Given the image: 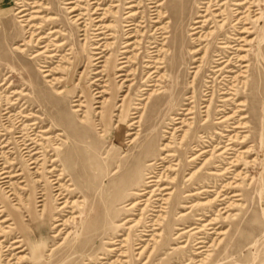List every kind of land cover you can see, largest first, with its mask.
<instances>
[{"label": "rangeland", "instance_id": "1", "mask_svg": "<svg viewBox=\"0 0 264 264\" xmlns=\"http://www.w3.org/2000/svg\"><path fill=\"white\" fill-rule=\"evenodd\" d=\"M66 1L0 0V173L4 166L11 172L9 176L21 173L6 178L5 184L0 174V243L8 246L14 239L21 240L19 245L25 249L19 253L25 256L22 264H120L117 259H122V264H264V5L260 19L257 22L250 19L245 25L251 27L250 33L243 34L251 40L247 43L250 52L243 53L250 54L249 62L254 69L251 88L246 90L237 86L238 100H246V105L241 106L244 109L241 114L247 116L245 120L252 127L242 130L253 135L255 143L242 145L236 141L237 146L242 147L240 150L253 143L254 150L251 154L246 153L236 167L235 172L244 173L236 180L241 186L225 191L228 196L232 193L241 195L218 200L217 204H204L214 195L196 194L198 189L219 190L223 182L233 178V171L220 176L210 175L209 171L218 173L214 162L189 179L203 160L190 161L193 148L208 144L205 140L210 139L205 136L218 131L215 125L203 122L207 107H202L208 105L203 100L205 80L209 79L211 66L215 63L205 59L201 64L202 69L193 84L199 93L198 101L189 103L186 99L191 94L190 81L195 71L191 66L198 64L193 59L203 54V51L189 53L196 44L192 38L198 36L191 37L189 27L191 18L200 10L198 5L204 6L208 0H132V3H127L131 0H122V3L120 0H70L71 4ZM159 1H165L159 9L161 14L170 12L177 17L167 16L161 23L156 22L158 25L151 22L150 5ZM97 4L100 10H95ZM131 4L136 6L128 8ZM72 5L77 9L70 13ZM18 7L25 8L26 18L30 20L29 44L24 43L29 33H25L16 14ZM131 11L136 12L132 21L127 17ZM73 13L82 17L81 23L73 22ZM101 17L105 19L97 21ZM128 23L132 25L127 26ZM216 24L218 26L220 22H210L205 31L212 30L211 26ZM159 25L167 26L164 29L169 35L167 46H162L160 33L152 35ZM98 30L103 31V37L108 36L106 42L111 45L104 48L103 62L94 65L92 52L96 50L91 47L96 42L94 35ZM224 30L216 38L200 41L204 50H208V58H214L211 56L216 51L223 50L218 48L219 42L231 32L229 25ZM128 31L134 36L127 37ZM103 41L105 39L99 44ZM153 41H157L154 44L157 48H150ZM127 42L134 44L126 45ZM45 44H49V52L56 55L49 57V52H45L32 57ZM15 46L24 50L19 52ZM160 47L167 50L160 52L164 68L158 69L159 73H154L145 82L147 72L154 70L146 66L152 63L155 50ZM114 54L116 67L109 73L110 57ZM43 64L52 69L50 79L53 78V84L48 83V77L40 71ZM231 69L234 72L216 79L213 122L222 104L220 100L224 94L220 92L231 86L230 77L239 70L237 66ZM161 73H165V78L158 80ZM224 75H230L226 77L227 81H223ZM96 78L101 79L95 81ZM154 82L160 84L156 91L161 92L149 95L154 91L155 87L150 85ZM57 88L62 90L59 96L55 94ZM21 90L23 94L13 93ZM148 95V100L140 99ZM30 96L41 99L42 106L37 100L31 103ZM7 99H10L9 104ZM238 100L234 96L226 104L230 114ZM76 103L81 104V111H74ZM192 104L196 105L193 114L184 115L182 107ZM89 106L90 124H80L79 116L88 113ZM6 107H9L6 109L9 114H4ZM28 113L33 115L32 120L24 121L22 115ZM10 114L17 116L12 123L6 120ZM36 116H47V119L43 125H34L35 131L52 128L53 132L48 135L55 136L65 128L70 135L66 143L62 141L65 147L63 164L76 189L67 195L75 205L72 209L65 208L74 213H62L63 219L70 215L74 217V221L62 230L67 234L54 236L60 226L52 228L49 223L30 224L27 207L31 197L38 214L42 209L38 200L42 193H45L42 199L46 197L47 190L51 202L57 206L56 184L46 179L50 176L48 162L44 173H37V167L43 162V155L39 154L37 158L41 160L37 167L29 168L22 138L16 137L24 136L26 143L31 142L27 126L38 121ZM179 117L187 118L188 123L194 121L193 127L179 123L180 119H176ZM134 120L138 122L135 124ZM105 122L109 123L110 133L100 136V132L107 131ZM38 133L44 135L42 141L52 148L47 134ZM40 147L37 145L36 150H41ZM151 178L157 181L149 182ZM142 190L145 193H137ZM188 193L192 195L185 196ZM164 198H167L165 204L162 203ZM134 201L138 203L129 208ZM19 220L28 231L38 230L36 243L40 242L39 236L44 238L40 260L28 259L31 249L17 229ZM190 228L193 229L186 232ZM199 239L206 241L204 250L197 249ZM113 247L116 248L114 251ZM14 262L13 259L10 264Z\"/></svg>", "mask_w": 264, "mask_h": 264}, {"label": "bare ground", "instance_id": "2", "mask_svg": "<svg viewBox=\"0 0 264 264\" xmlns=\"http://www.w3.org/2000/svg\"><path fill=\"white\" fill-rule=\"evenodd\" d=\"M120 1L122 3V0H120ZM183 1H185V0H183ZM94 2L95 1H93V3ZM132 2L133 1L131 0V1H128L127 3H132ZM211 2H212V0H208V2H207L208 4L205 3L206 5L204 4V6L198 5L200 10L195 14V16L193 18H191L192 22H191L190 27H189V31L191 33L189 35L191 37H193L194 35L198 34V36L192 38L196 44H195V46H193V48L190 49L189 53L190 54H197L200 51H203V54L200 57L195 56L193 59V61L198 62V64L191 66V68H194L195 71L193 70L194 75L190 81L191 94L188 95L186 97V99L189 100V103H195L196 101H198L197 99L199 97L198 96L199 93H197L196 90H194V88H193L194 80H195L196 76L198 75V73L201 71V69H202L201 66L203 65L202 63L204 62L205 59H207L212 64L215 63V65L211 66L212 67V69L210 70L211 73L207 77L209 79L205 80L206 88H205L204 93H203V95L205 96L203 98V100L207 101L208 105L202 106V107H207L205 110V115H204L205 119L203 122L211 123L213 126L215 125L216 129L218 131H214V132L210 133L211 134L210 136H207V135L205 136V137H208L210 139L209 141L205 140L208 144H206L204 146L195 145V147L193 148L194 152L190 156V161H196V160H200V159H203V160H202V163L200 164V166L197 168V170H195V172H193L191 174V176H189V179L196 172H198L201 168L206 167V165L214 163V162L217 163V165H215V167H216V170L218 173H216V171L215 172L209 171L208 173L210 175H219L220 176V175H225L226 173H230V171H233V172H231L233 174V178H231V181L223 182L222 185H220L219 190H216L213 188L209 189V188H205V187L198 189L196 194L212 193L214 195V197L205 201L204 204H211V203L217 204L218 200L220 201V200H224L225 198L229 199L232 196L241 195L240 193H232V194H230V196H228L225 191L227 189H229V187L236 188V187L241 186V183L240 182L237 183L236 180H237L238 176H240L244 173H241V171L235 172L236 167L240 164V159H242L246 153H249V154L253 153V150H254L253 144L255 143L254 136L251 134L250 135L246 134V133H244V132H246V130H242V129H245L247 127H249V128L252 127L249 124V122L245 120L247 118V116L241 114V112L244 111V109L241 108V106L246 105V100H238L239 95H238L237 86L240 85V87H245L246 90H249L251 88V82H253L252 74H253V69H254L252 63L249 62L250 54L246 55L243 53V51L250 52L251 48L247 47V43H250L251 40H248L247 37H245L243 34L244 33H250L251 27H246L245 25L248 23V20H250V19H251L250 21H252V22H257L260 19L262 6L264 5V0H233L232 3H230V0H224L222 3H219L220 1L216 0L215 4H213V3L211 4ZM34 3H36V2H34ZM71 3H73V2L70 0L66 1V4H71ZM95 3H97V2H95ZM152 3L153 4L150 5V7L152 8V11H153L151 13L152 16L150 18L151 22L161 23L162 19L167 17V16H169V17L171 16L174 19L177 17V15H175L173 17L170 12L161 14L159 9L165 5V1L152 2ZM72 6L69 7L70 13L74 12L75 9H77L75 6H73V7ZM135 6H136L135 4L134 5L131 4L129 6L127 5L128 8L135 7ZM211 6H215V7L210 9ZM255 6H258V8L254 9ZM95 10H100L98 4L96 5ZM16 14L19 17V21L22 22V26L24 27L25 33H29L25 37V42H24L26 44H29L30 40H31L30 35L32 34L30 31L32 29L29 30V28H28L30 20H28L26 18L27 13L25 12V8L18 7L16 10ZM33 14H34V12H33ZM135 14H136V12H133V11L129 12L127 17L131 19L130 21L133 20ZM72 17H73V22L79 21L78 23H81L80 19L82 17H80L79 14L73 13ZM104 19H105V17H101L100 19H97V21H103ZM214 21L220 22V25L217 26V24H216L215 26H211V28H213L212 30L205 31L207 25L210 22L214 23ZM130 25H132V23L127 24V26H130ZM164 25H159L157 28H155V31L152 32V35L160 33L162 46H164V45L167 46V43L169 42L168 41L169 35L166 34V30H164V29H166L167 26H164ZM227 25H229L230 30H231L230 35L223 37L222 41L219 42L220 46L218 47V48H221L223 50L216 51V53H214V55L211 56V57L214 56V58H208L209 57L208 50L207 49L204 50V47L201 46L200 41H204V40L209 39L211 37L216 38L217 36L222 35L221 32L225 31L224 29ZM96 29H99V27ZM162 30H164V31L162 32ZM55 31L56 30H52L51 32H55ZM83 31L85 32L86 30H83ZM127 33H128L127 37H133L134 36V35H131L130 31H128ZM103 34H104L103 31L101 32V30H98V31H96V33L94 35L96 42L91 47L93 50H96V51L92 52L95 56L93 58V60H95L94 65H96L100 62H103V60H101V58L105 55L104 48H107L108 46L111 45L110 43L106 42V39L108 36L103 37L102 36ZM42 38H44V36ZM85 38H83V39H85ZM165 38H166V40H165ZM103 39H105V41H103L102 44H99L100 41ZM155 43H157V41L151 42L152 46H150V48H157V45L156 46L154 45ZM132 44H134V43L133 42H127L126 43V45H132ZM58 45H61V44H58ZM101 46H103V48H102V50H99ZM14 48H18L19 52H22L24 50V48L20 47V46H15ZM40 48H42V50L32 57L36 58L45 52H49V44L41 45ZM228 49H234V51L229 52ZM161 51H167V50H162V47L156 49L155 50V56L152 57L154 60L152 61L151 64H153V65L150 64V65L146 66L148 68H154V70L151 72H147L145 82H148L149 79L151 78V76L154 75V73H159L158 69L164 68V66H163L164 58L161 57V54H160ZM124 52H127V50H124ZM228 53H231L230 57L228 56ZM55 55H56L55 53L49 52V54L47 56L52 57ZM116 60L117 59L115 57V54L110 57V64H109V69H108L109 73H112L113 72L112 70L116 67V63H117ZM158 63H162V64L158 65ZM235 66H237L239 68V70L236 72V74H234V76L232 75V77H230L231 74L223 76L224 77L223 81H227L228 78H226V77H230V80H231L230 85L231 86L228 87L226 90H223L220 92L221 94H224L222 96V99L220 100L222 102V104L219 105L220 106V108L218 110V111H220L218 113L219 115L214 118L215 121L213 122L212 121L213 114H214L213 107H214V102H215L216 96H217V94H216V79L222 74H225L228 72L229 73L234 72V70L231 68H233ZM47 67H49V66H47L46 64L41 65L40 71L43 72L44 77H48L46 79V81L50 84H53V78L50 79L52 69L47 68ZM98 73H100V72H98ZM120 75H123V74H120ZM245 77H249L250 79L244 80L243 78H245ZM163 78H165V73H161L157 79L161 80ZM100 79L101 78H96L95 81L100 80ZM150 85H152L155 88H154V91L153 92L151 91V93L149 95H153L154 93L161 92V91H156V90H158L157 88L160 85L159 83L154 82ZM223 85H226V84L224 83ZM22 91L23 90H21L19 92H13V93L14 94H16V93L23 94ZM56 91L57 92H55V94L57 96H59L62 93V90H58V88L56 89ZM101 92H103V90ZM149 95L145 96V97H141L140 99L141 100H144V99L148 100ZM231 95H233V97L236 96L238 101L235 103V110L230 114L229 112H231V111L228 110L229 108H226V104L230 102V99L233 100V97ZM30 98H31L30 99L31 103H33V102H35V100H37L39 105L42 106V103H41L42 100L41 99L39 100V98H37V96H34V97L30 96ZM75 101H77V100H75ZM7 103L8 104L10 103V99H7ZM189 103H187V104H189ZM74 106L76 107L74 109L75 112L81 111V108H80L81 104L80 103H76V104H74ZM195 107H196V105H194V104H192L191 107H182V110H185L184 115L187 116V115L193 114ZM88 108H89L88 113L79 116L78 122L80 124H90V118H89L90 106ZM6 109H9V107L5 108L4 114H9L10 111L6 110ZM41 109L44 110L43 107ZM126 110H127V108H126ZM22 116L25 118L24 121H28L30 119L32 120L33 115L31 116V114L28 113V114H24ZM36 117H38V121H33L32 123L28 124V126H27V128L29 129V133H30L28 135V137L30 136L29 139L31 140V142L26 143L27 137H24V136H16V137L22 138L21 139V145H22V149L25 153V161L27 162L29 168H36L37 167L39 159L41 160V158H39V159L37 158L39 154L43 155V157H42L43 162L37 167V170H36L37 173L43 174L44 173L43 170L46 168V164L48 162L47 173L50 174V176H47L46 179L49 180V183L56 184L55 201L57 203V206H54L53 203L51 202L52 200L50 199V192L47 190L46 191L47 192L46 197H44V199H42L43 195L45 196V193H42V196H40V199L38 200L40 202V204L38 206L42 207L40 214H38L37 210L33 207L34 206L33 197H31V204H29V207H27V211H28V214L30 217L29 218L30 224H32V225L34 223H36L37 226H39V225H44L46 223H49L52 225V228H58L60 226L59 231L57 233H55V235H54V236H58L59 234L66 232V231L62 232V230L65 228L66 225H68V223L74 221V217L72 215H70L66 219L62 218V215H63L62 213L64 211L69 212L65 208L69 207L72 209V207L75 205L74 201H69V198H67V195L70 196L71 194L76 192V189L74 187H72V185H74V181L71 178V176H69V174L67 173L65 166L63 164V160H62V153L65 150V147L62 144V141H64V143H66V139L70 138V135L65 130V128L61 129V130H63L62 133H59L55 136H50L51 135L50 133L53 132L52 128H45V129H41V131H35L34 125L39 124V123H41L43 125L47 119V116H45V117L36 116ZM135 117H137V115H135ZM236 117H237V119H236ZM16 118H17L16 114H10V116L8 118H6V120L8 122H11L12 120H14ZM190 118H193V117H190ZM176 119H180L179 123H182V124L188 123L187 118L179 117ZM19 121L21 123L24 122V121H22V119H20ZM137 122H138V120L133 121V123H135V124ZM193 123H194V121H191L188 123L190 128L193 127ZM10 126H12V124H10ZM10 126H6V128H9ZM105 128L107 129V131L105 130L103 132H100V136H105L108 133H110L108 122H105ZM38 132H42V133L47 134L45 136H47L48 140L50 138L51 142L53 143L52 148L50 147L49 144H46L45 141H42L43 139L41 136H44V135H39ZM48 134H50V135H48ZM216 134H218L219 136L217 137ZM60 136H63V137L60 138ZM76 136H77V134H76ZM78 137H80V136L78 135ZM183 137H184V135H183ZM183 137L181 139H183ZM44 139H45V137H44ZM59 140L61 142H59ZM238 140L242 145L246 144L247 142H251V141L254 143L252 145H250L249 147L240 150V148H242V147L237 146L236 141H238ZM30 145H32V146L30 147ZM37 145H40L41 146L40 148H42V149L36 150ZM206 154H209V158L205 159ZM247 162H249V161H247ZM5 169L6 168L4 166L1 169V173H0L1 175H3V177H2L3 180H5L4 184L6 183V178L14 177V176L21 174V173H19V174H14V175L9 176V173H11V172H9ZM148 177H150V176H148ZM148 181L154 182L157 180H153L151 178ZM215 183H217V182H215ZM212 187H215V186H212ZM48 188L50 189L49 186H47V189ZM65 190L68 192L64 193ZM137 193L143 194V193H145V191L142 190V191L137 192ZM32 195H33V193H32ZM189 195H192V194L188 193L185 196H189ZM220 196H222V197L219 198ZM166 200H167V198H164L162 203L165 204ZM137 203H138V201H134V202L130 203L129 208L135 206ZM69 204H71V205H69ZM161 207L163 208L164 206H161ZM226 207H228V205H226ZM69 213L73 214L74 212L71 210ZM208 223L210 224L212 222H208ZM203 226H207V224H204ZM26 227L27 226H25V224L20 222V220H19V223H17V229L20 231V233L23 237V241H26L28 243V249H31L28 259H30L32 261L40 260L42 258V255H43L42 249L44 248L45 240L42 236L41 237L39 236L40 242L36 243L35 240L38 236H36L35 233L38 230L36 231L35 229H33L32 231H28L26 229ZM193 228L195 229L196 227H193ZM193 228H190L186 232L190 231ZM202 229H203V227L198 228V229H196V232H199ZM41 234H42V232H40V235ZM65 234H67V232ZM19 242H21V240L14 239V240H12L10 245H8V246H3V244L0 243V258H3L2 264H10V262L13 259L15 260V262L12 264H22L23 263V261L25 260V256L19 255V253L24 252L25 249H23L22 246L19 245ZM112 243H114V242H112ZM196 245H197V249L204 250L206 247V241L204 239H199L196 242ZM115 249H116L115 247L112 248L113 251ZM16 250H18V251L13 253ZM2 251L8 252L9 254H7V253L4 254V253H2ZM117 260H119L120 264H122L124 262L122 259H117ZM101 264H103V263H101Z\"/></svg>", "mask_w": 264, "mask_h": 264}]
</instances>
